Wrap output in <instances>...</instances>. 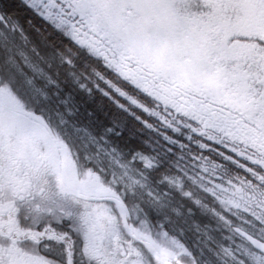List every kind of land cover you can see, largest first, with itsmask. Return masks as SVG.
<instances>
[{
  "label": "snow or ice",
  "instance_id": "obj_1",
  "mask_svg": "<svg viewBox=\"0 0 264 264\" xmlns=\"http://www.w3.org/2000/svg\"><path fill=\"white\" fill-rule=\"evenodd\" d=\"M0 264H264V0H0Z\"/></svg>",
  "mask_w": 264,
  "mask_h": 264
}]
</instances>
